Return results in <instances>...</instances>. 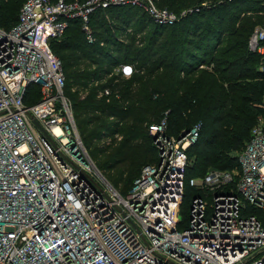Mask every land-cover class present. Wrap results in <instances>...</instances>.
Masks as SVG:
<instances>
[{"label":"built area","instance_id":"obj_1","mask_svg":"<svg viewBox=\"0 0 264 264\" xmlns=\"http://www.w3.org/2000/svg\"><path fill=\"white\" fill-rule=\"evenodd\" d=\"M129 5L160 25L177 21L154 0H26L18 24L0 28V264H264L263 118L237 155L239 169L188 180V151L201 124L172 136L167 112L149 127L157 162L126 194L89 155L51 43L71 20H81L93 42L89 17ZM248 47L264 66V23ZM133 69L123 64L115 72L129 78ZM30 87L40 99L28 105ZM110 94L105 88L98 98ZM187 185L198 194L184 217Z\"/></svg>","mask_w":264,"mask_h":264},{"label":"trees","instance_id":"obj_2","mask_svg":"<svg viewBox=\"0 0 264 264\" xmlns=\"http://www.w3.org/2000/svg\"><path fill=\"white\" fill-rule=\"evenodd\" d=\"M25 2L0 0L2 30L18 24ZM154 2L177 16L174 25L156 23L140 6L113 7L89 17L93 42L82 21L71 20L63 37L51 43L83 143L123 194L144 167L157 162L149 127L167 112L172 136L201 124L199 140L188 151V180L239 169L237 155L264 119V66L248 47L254 28L264 23V0ZM123 64L134 67L129 78L115 72ZM36 88L30 87L34 98L28 105L40 99ZM105 88L110 96L99 99ZM104 134L121 139L105 145ZM197 194L187 185L184 217Z\"/></svg>","mask_w":264,"mask_h":264},{"label":"water","instance_id":"obj_3","mask_svg":"<svg viewBox=\"0 0 264 264\" xmlns=\"http://www.w3.org/2000/svg\"><path fill=\"white\" fill-rule=\"evenodd\" d=\"M35 123L40 127V129L42 130L43 134L48 137L49 139H51L50 135L47 133V131H45L36 121ZM189 131H183L181 133V135L179 136V138L183 137L184 135H186Z\"/></svg>","mask_w":264,"mask_h":264},{"label":"rangeland","instance_id":"obj_4","mask_svg":"<svg viewBox=\"0 0 264 264\" xmlns=\"http://www.w3.org/2000/svg\"><path fill=\"white\" fill-rule=\"evenodd\" d=\"M173 13V12H172ZM256 24H253V25H250L249 28H248V31L247 33L249 34L251 29L255 26ZM92 158V157H91ZM93 159V158H92ZM95 161V160H94ZM99 167V166H98ZM105 173V172H104ZM106 177H107V174L105 173Z\"/></svg>","mask_w":264,"mask_h":264}]
</instances>
